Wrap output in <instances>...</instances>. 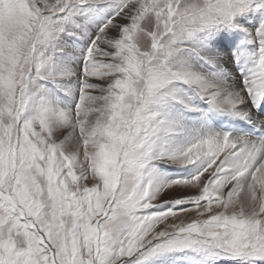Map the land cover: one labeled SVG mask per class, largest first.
Returning a JSON list of instances; mask_svg holds the SVG:
<instances>
[{"label":"snow or ice","instance_id":"snow-or-ice-1","mask_svg":"<svg viewBox=\"0 0 264 264\" xmlns=\"http://www.w3.org/2000/svg\"><path fill=\"white\" fill-rule=\"evenodd\" d=\"M0 264H264V0H0Z\"/></svg>","mask_w":264,"mask_h":264}]
</instances>
